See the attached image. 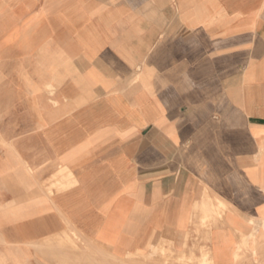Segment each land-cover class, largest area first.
<instances>
[{
	"label": "crops",
	"instance_id": "obj_1",
	"mask_svg": "<svg viewBox=\"0 0 264 264\" xmlns=\"http://www.w3.org/2000/svg\"><path fill=\"white\" fill-rule=\"evenodd\" d=\"M6 59L0 264L262 251L264 0H0Z\"/></svg>",
	"mask_w": 264,
	"mask_h": 264
},
{
	"label": "rangeland",
	"instance_id": "obj_2",
	"mask_svg": "<svg viewBox=\"0 0 264 264\" xmlns=\"http://www.w3.org/2000/svg\"><path fill=\"white\" fill-rule=\"evenodd\" d=\"M1 35L3 38V43H5V39L7 38V32H8V26L5 23L1 29ZM5 49L8 52V44L4 45ZM5 62H8V59L3 61L2 69H1V81H0V86L2 87L3 90H8L10 86V80L8 78V71L9 67L4 66ZM260 247L262 249L261 252H248L246 251L244 253V257L239 259L237 261V264H264V240L260 244ZM178 264H196L192 258H186L182 257L179 259ZM198 264H212V262L209 260V258L206 256L204 259L198 263Z\"/></svg>",
	"mask_w": 264,
	"mask_h": 264
},
{
	"label": "bare ground",
	"instance_id": "obj_3",
	"mask_svg": "<svg viewBox=\"0 0 264 264\" xmlns=\"http://www.w3.org/2000/svg\"><path fill=\"white\" fill-rule=\"evenodd\" d=\"M76 235V234H75Z\"/></svg>",
	"mask_w": 264,
	"mask_h": 264
}]
</instances>
